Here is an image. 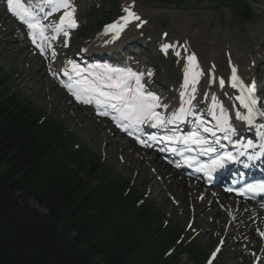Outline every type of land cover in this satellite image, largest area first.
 I'll list each match as a JSON object with an SVG mask.
<instances>
[{"label": "trees", "instance_id": "16d2710c", "mask_svg": "<svg viewBox=\"0 0 264 264\" xmlns=\"http://www.w3.org/2000/svg\"><path fill=\"white\" fill-rule=\"evenodd\" d=\"M144 201L13 92L0 68V264H178L180 254L163 257L176 235L159 230L158 213ZM181 253L200 264L190 245Z\"/></svg>", "mask_w": 264, "mask_h": 264}, {"label": "rangeland", "instance_id": "374dc122", "mask_svg": "<svg viewBox=\"0 0 264 264\" xmlns=\"http://www.w3.org/2000/svg\"><path fill=\"white\" fill-rule=\"evenodd\" d=\"M116 1L123 10L130 8L132 12H138L144 23L139 26L140 30L135 33V36L131 38L123 36L119 46H110L107 55L122 62H130L132 66L140 65V68L144 70L145 89L153 90L155 87L160 94H163L162 101L164 102L172 99L175 89L180 85V72L184 68L183 56L188 53L186 42L195 32L201 31L203 40L212 44L221 61L224 62L225 56L228 55L230 59L240 64V70L244 59L253 61L258 55L264 56V0H257L258 5L252 8L257 18L256 21L242 23L244 33H240L239 24L232 25V10L230 6L227 7L221 2L201 0L192 1L189 6H174L158 0ZM71 3L76 8L78 26L72 32L70 50L63 49L61 45L58 47L57 52L61 59L80 55L101 39L103 31H99V19L107 16L110 17L108 19L110 21H119L126 15L123 11L121 16L112 17L108 0H71ZM134 42L136 44H132ZM165 43L175 47H170L165 53L168 56L163 58L164 55L159 47ZM9 48H15L16 52H20L22 63L14 65L15 61L9 54ZM128 51L133 54L130 55ZM177 52L179 55H176ZM148 54L156 57L158 63L151 61L146 56ZM87 55L88 57H99L102 54L90 52ZM0 68L8 75L11 90L24 95L46 114L65 125L101 160L146 194L156 207L162 210L163 215L166 216L164 218H170L173 226L176 224L184 229L186 237H197L194 243L200 250L207 254L211 251L218 239V235L214 233L215 230H212L215 227L213 222L218 218L217 214L223 213L224 215V212L207 206L201 201L197 206L201 208L200 211H205V214L195 213L194 215L193 206L185 204V201L189 203L190 196L194 193L191 187L183 191L184 206H174L172 189L168 188V181L177 179V175H173L169 178L170 180L167 176L163 177L160 172L150 176L148 166L154 164L151 169L156 168L158 159L145 153L147 158L141 161L131 154L126 139L106 128L105 121L94 118L86 108L82 113L77 114L70 99L63 95L53 79L45 73L47 66L43 67L41 58L26 47L23 29L15 23L8 25L4 17H0ZM149 72L152 73L151 77L147 75ZM28 73L32 75L28 76ZM164 85L169 86L167 90H161V86ZM262 99L264 100V97ZM179 196L176 195L178 201H180ZM191 219L192 226L185 227L187 221ZM247 221L245 217L244 219L238 218L235 224ZM218 222L222 228L220 234L222 235L226 229L225 224L228 222L224 217L219 218ZM243 229L239 230L243 231ZM236 230H228L230 238L226 240L225 247L217 261L212 264H251L253 253H260L259 240L256 239L255 243L243 241L241 232H236ZM216 232H219L218 228ZM180 261L181 264H191L183 256ZM260 264H264V255L261 256Z\"/></svg>", "mask_w": 264, "mask_h": 264}, {"label": "snow or ice", "instance_id": "6c2138e0", "mask_svg": "<svg viewBox=\"0 0 264 264\" xmlns=\"http://www.w3.org/2000/svg\"><path fill=\"white\" fill-rule=\"evenodd\" d=\"M41 3L47 4L49 11L43 16L39 15L33 8V0H7L8 11L16 17L22 24L26 25L29 30L28 35L32 40V43L41 51L43 54L46 47H51L50 40L57 39L58 36L63 35L67 37L69 35L68 29H74L78 26L75 19V8L71 3V0H40ZM63 10V14L60 16L58 22L44 23L49 16H52L56 12ZM44 9L41 8L40 12ZM126 15L121 17L122 23H113L112 25L106 26L107 31H115L116 36L122 31L128 23L132 20L140 21V17L137 16L130 8L124 9ZM137 24L139 27L143 24ZM51 33V34H50ZM115 38V36H114ZM170 47L174 45L164 44L162 45L161 51L167 53ZM55 55V53H53ZM176 55H179L177 52ZM189 65L185 69L184 73V84L182 87L187 90L191 86V92L195 93L196 83L199 81L200 73L198 71V65L196 63L195 56L188 57ZM71 63V62H70ZM72 72L75 73V78L69 77L70 82L65 85L75 99L84 104H95L97 108L111 109L112 112L116 113L117 116L114 119H118V127L122 130L127 131L129 128H134L137 125L144 124L147 122H153V127H164L166 128L169 124H175L182 121L186 116L191 114L190 108H186L183 105L180 107L178 112H174L170 117L165 118L159 112L157 108L161 107L160 97L152 92H146L145 86L141 82L143 74H137L130 69L111 68L107 65H93L88 71V74L83 75V70L73 65ZM151 77L152 73L147 74ZM132 81L135 83L133 84ZM225 81L220 80V85L223 87ZM231 87L239 88L241 90V96L238 97L240 104L247 110V115L242 116L239 113L237 118L246 120L249 124L253 123V118L257 115L256 104L257 100L254 97L255 85H245L243 81L237 75V70L232 68L231 76ZM243 93H247L244 95ZM185 93L181 92V98L183 99ZM194 96L186 100L184 103L191 105ZM215 107V105H214ZM100 115H109L107 110L99 112ZM264 115V113H260ZM214 119L217 120L216 128L223 132H230L231 126L228 123V116L221 109L220 115L216 116L213 113ZM126 122V123H124ZM203 121L197 119L196 124L198 127L197 131H193L189 136L177 137V136H163L161 140L169 142H181L185 145L191 143L201 146L202 153L207 154L214 152L215 148L208 145V140L200 135L199 128L203 125ZM204 133H210L215 136V131L208 127H203ZM132 133L129 132V135ZM225 138H229L227 135ZM155 140L156 137H150ZM145 147H150L145 141H140ZM246 147H252L249 142ZM191 151L190 148L186 149ZM240 155H244L243 152ZM236 157L232 153H224L215 159L210 160L209 163L199 164L197 171H203L207 175H211L219 168H223L227 162L234 161ZM249 159H252L249 156ZM191 163L192 161L189 160ZM232 189H229L231 191ZM264 193V182L256 184H247L245 187L239 189V194H259ZM264 235V233H261ZM219 248L216 252H213L212 258L214 259ZM211 264V260L209 261Z\"/></svg>", "mask_w": 264, "mask_h": 264}, {"label": "bare ground", "instance_id": "6f19581e", "mask_svg": "<svg viewBox=\"0 0 264 264\" xmlns=\"http://www.w3.org/2000/svg\"><path fill=\"white\" fill-rule=\"evenodd\" d=\"M41 5L43 7H45V4L41 3L40 0H33L32 6H41ZM3 10L4 9L0 8V17H4V15H5L4 14L5 10L4 11ZM146 14H148V13H146ZM137 15H139L138 12H137ZM8 17L9 16L7 15L4 18L8 20L7 24L9 25L11 23V20H9L10 17L9 18ZM141 20H142V18L140 17V21ZM140 21L132 20L130 23L127 24L125 29H123L122 31L119 32L118 36H116V33L103 36V38L98 41V43L96 44L94 49L98 50V51H104V48L105 49L107 48V46H105V45H107L108 42L116 41L120 36H123V35L135 36V33H137L140 29L137 27V24H140ZM122 22L123 21H120L119 23H122ZM185 24H190V23H185ZM113 32H115V31H113ZM114 36H115V38H114ZM49 43L51 44V47L55 46L53 41H51V42L49 41ZM57 43L62 44V36L58 37ZM186 43H188L187 44V49H188L187 52L188 53H186V56H185V69L189 65L188 57L195 56L196 63L198 65V71L200 73H202V75H200V77H199L198 83H196V85H195L196 91H195V93H192L191 92V86L187 90H185L181 85L176 89V91H175L176 95L172 98L173 100L167 104L165 102H163V103L160 102L161 107H159V108L162 110L165 118H168L174 112H178L182 105L184 107L188 108L190 105H187L184 102L186 100H188L189 98H191L192 96H194V99H192L191 104H193V102H195V101L203 100V97H206L203 101L205 103H210V104H209V106L207 105V106H205V108H201L197 111L198 119L201 120L202 117L205 116L206 112L210 113L212 111H214L216 116H219L221 109H222L223 112L228 116V120H229L231 118V113L229 112L228 108L226 107V103H228L227 104L228 107H231L229 102L231 104H233L231 101V93L232 92L228 88H223V89L218 88L216 86L215 82L210 83L207 79H208L209 73H213L217 77H220V75L227 73L232 68L231 61H228L226 64V61L222 62L221 60H219L215 50L212 48L211 43H208L207 41L203 40V37L201 36V31L195 32L194 35H192L191 39L189 41H187ZM15 50H16L15 48H9L8 49L9 54L11 55V57L15 61L14 65H17V64L19 65L20 63H22L21 54H20V52H16ZM191 51H194V52L192 53ZM43 56L46 57V61L49 63V67H55L60 63L59 58H52L48 55H43ZM44 64H45V62H44ZM91 66H93V65H85L84 69L86 70V72H88L91 69ZM110 67L111 68H121V67H113V66H110ZM121 69H125V68H121ZM242 69L246 75H248L251 72V68H250L248 62H246V61H242ZM28 70L30 71V69H28ZM133 72L139 74V69L135 68V69H133ZM31 75H32V73H28V76H31ZM132 83H135V82L132 81ZM151 92L156 95V93L154 91H151ZM181 92L185 93L183 99L181 98ZM214 105H215V107H214ZM74 111H76V113L79 114V113L83 112V109H81L80 107H76ZM212 116H213V114H212ZM203 124L206 125L205 122ZM133 154H135V153L133 152L132 155ZM157 163H158L157 164L158 171L160 173L162 172L168 176L164 167L159 166L161 163L160 164H159V162H157ZM148 171H149V175L152 176L154 170H151L148 166ZM194 183L195 184H194L193 189H195L197 184H198L196 182H194ZM187 185H188V180H186L183 177H179V176L177 177V179H173L172 181H168V188L172 189L171 193L173 196L172 198H173V205L174 206H176V207H178V206L183 207L184 206L183 191L188 189ZM177 194L181 196V197L179 196L180 201H178L176 199ZM213 195L215 197H217L216 200L218 201V203H220V205H223L225 203V199L221 200V198L217 196L218 195L217 193H213ZM206 198H207V196H206ZM185 202H187V201H185ZM191 203L194 205L195 211H197L195 213H197L198 215H204L205 214V211H200L201 208L196 206L198 204L197 201L191 200ZM250 206L251 207H245V210H247L249 212L247 217L253 218V220H255L256 216L259 213V206H256V205H250ZM221 207L225 208L223 211L224 215H222L223 214L222 213L221 217L230 216L233 213L232 207H230V206L226 207V204L221 206ZM236 210L239 213L243 212L240 209H236ZM242 218L244 219V217H242ZM214 226L215 227L212 228V230H214L216 228H218V230H220V228L216 224ZM261 230H264V228H262L260 225H258L256 227L251 225L249 236L251 238H256L257 234Z\"/></svg>", "mask_w": 264, "mask_h": 264}]
</instances>
